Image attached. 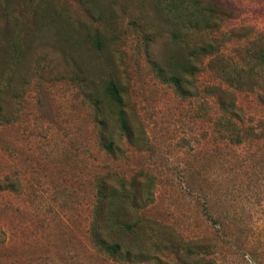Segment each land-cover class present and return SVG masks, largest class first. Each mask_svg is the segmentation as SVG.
Segmentation results:
<instances>
[{
  "label": "rangeland",
  "instance_id": "obj_1",
  "mask_svg": "<svg viewBox=\"0 0 264 264\" xmlns=\"http://www.w3.org/2000/svg\"><path fill=\"white\" fill-rule=\"evenodd\" d=\"M211 1L228 10L212 37L249 68L248 49L264 40V0ZM160 3L0 0V264H186L182 246H166L171 236L211 245L213 264H264V69L254 88L231 89L248 140L219 138L206 88L228 87L207 58L188 99L154 68L189 51ZM109 80L147 138L118 157L98 140L93 105ZM142 172L154 180V201L137 214L155 230L158 244L147 242L158 259L116 260L91 238L95 182Z\"/></svg>",
  "mask_w": 264,
  "mask_h": 264
},
{
  "label": "trees",
  "instance_id": "obj_2",
  "mask_svg": "<svg viewBox=\"0 0 264 264\" xmlns=\"http://www.w3.org/2000/svg\"><path fill=\"white\" fill-rule=\"evenodd\" d=\"M165 18L174 24L173 39L189 49L184 56H172L167 68L154 63V68L161 79L170 84L175 92L185 98L194 96L192 77L199 72L197 62L207 58L206 68L212 71L223 86H210L207 93L215 96L219 117L215 126L219 138H224L235 145H242L248 140L251 127L245 125L236 96L231 91L254 88L259 83V69H264V40H257L253 48L248 49L244 62L239 64L227 56L220 38H213L214 32L222 29L228 10L221 3L211 0H160ZM232 36L234 32H231ZM193 35H199L196 42H191ZM93 105L99 119L97 135L101 146L107 153L118 157L123 154L124 145L140 148L147 142L146 133L134 123L124 97V89L114 80H109ZM2 108L0 107V112ZM143 176V177H142ZM147 177L148 181L144 178ZM153 178L143 172L138 177L127 181L114 175H102L95 182V199L91 222V238L94 245L116 260L127 262H148L157 260L158 255L149 250L148 239H153V227L148 234L147 224L138 216V211L154 201ZM122 229V232H117ZM138 230L141 233L138 235ZM128 232H135V239H128ZM137 233V234H136ZM145 234V235H144ZM180 238V237H179ZM153 241V240H152ZM158 242V241H156ZM155 243L156 245L158 243ZM177 248L182 246L187 252L186 264H213V247L208 244L190 246L172 237L167 242ZM157 250H160L158 246ZM203 251L205 257L198 251Z\"/></svg>",
  "mask_w": 264,
  "mask_h": 264
}]
</instances>
